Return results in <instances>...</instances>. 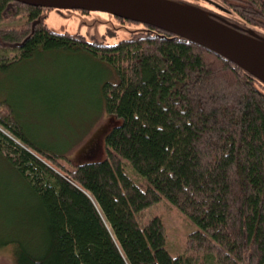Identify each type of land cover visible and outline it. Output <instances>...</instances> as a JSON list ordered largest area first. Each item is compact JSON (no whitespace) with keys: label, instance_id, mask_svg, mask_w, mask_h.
<instances>
[{"label":"trees","instance_id":"16d2710c","mask_svg":"<svg viewBox=\"0 0 264 264\" xmlns=\"http://www.w3.org/2000/svg\"><path fill=\"white\" fill-rule=\"evenodd\" d=\"M207 1L264 28V0ZM15 7L27 23L4 33L16 53L0 72L46 51L94 57L108 76L88 107L107 116L70 156L73 143H47L0 92V161L13 180L0 178V264H264V83L152 25L94 43L48 27L45 7L0 0V18ZM158 203L187 219L179 249L165 213H150Z\"/></svg>","mask_w":264,"mask_h":264},{"label":"rangeland","instance_id":"374dc122","mask_svg":"<svg viewBox=\"0 0 264 264\" xmlns=\"http://www.w3.org/2000/svg\"><path fill=\"white\" fill-rule=\"evenodd\" d=\"M194 1L218 12L222 17L242 28L252 29L264 35V28L245 23L236 11L228 10L226 6L223 7L214 1ZM220 7L225 8L226 11L221 10ZM19 9L20 14H25L24 9L15 7L12 8L8 17L0 18V58L9 59L16 53L15 47L12 46L15 44L5 38L4 33L11 28L19 30L25 25V15L18 17ZM13 11L17 14H11ZM42 14H45L43 22L53 30L82 35L86 40L94 43L113 44L143 27L139 22L121 20L103 11L46 8L42 10ZM82 55L60 50L46 51L33 59L20 61L7 71L0 72V92L10 96L11 99L21 100L25 123L40 135L50 132L51 139H53L51 140L47 134L49 136L45 139L47 143L54 142L56 145L63 146L73 143L65 151L70 156H75L77 150L92 137L96 129L105 124L107 116L102 112L96 116L95 120H92L95 110L88 107L93 106L98 98L96 85H99L97 83L108 76L105 64L98 63L94 57L90 56L91 60H88ZM46 87L52 92V102L62 105V108L56 107L59 114L52 111L50 115L49 108H46L49 106L45 98ZM50 92L48 94L51 96ZM59 93L64 94V97H60ZM86 112L89 113L90 118L78 119ZM64 132L67 133L65 137L58 139L54 136L60 137ZM80 135L82 137L79 138ZM9 173L0 161L2 188L13 181ZM1 199H4L3 195ZM2 209L3 206L0 203V212ZM163 212L165 213L163 218L171 236L170 241L175 244L173 245L175 249H179L182 246L184 233L189 227L187 219L165 203H158L150 213L162 214ZM6 251V248L0 249V261L4 259L3 254H7Z\"/></svg>","mask_w":264,"mask_h":264},{"label":"water","instance_id":"95a60500","mask_svg":"<svg viewBox=\"0 0 264 264\" xmlns=\"http://www.w3.org/2000/svg\"><path fill=\"white\" fill-rule=\"evenodd\" d=\"M48 8L95 10L152 25L201 44L264 83V36L184 0H15Z\"/></svg>","mask_w":264,"mask_h":264},{"label":"flooded vegetation","instance_id":"af4514ba","mask_svg":"<svg viewBox=\"0 0 264 264\" xmlns=\"http://www.w3.org/2000/svg\"><path fill=\"white\" fill-rule=\"evenodd\" d=\"M215 12V11H214ZM215 13H218V12H215Z\"/></svg>","mask_w":264,"mask_h":264}]
</instances>
